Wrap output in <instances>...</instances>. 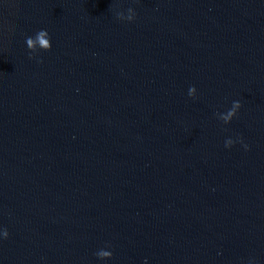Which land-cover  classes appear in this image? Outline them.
<instances>
[{
    "label": "clouds",
    "instance_id": "obj_1",
    "mask_svg": "<svg viewBox=\"0 0 264 264\" xmlns=\"http://www.w3.org/2000/svg\"><path fill=\"white\" fill-rule=\"evenodd\" d=\"M28 43H29V45L31 46V41H30V40L28 41Z\"/></svg>",
    "mask_w": 264,
    "mask_h": 264
}]
</instances>
